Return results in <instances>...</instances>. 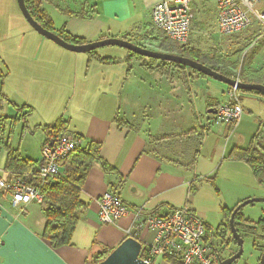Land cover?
<instances>
[{
  "label": "crops",
  "instance_id": "obj_1",
  "mask_svg": "<svg viewBox=\"0 0 264 264\" xmlns=\"http://www.w3.org/2000/svg\"><path fill=\"white\" fill-rule=\"evenodd\" d=\"M6 1V8L13 10V19L19 22L20 17H23L19 9L18 11L16 9L18 7L16 0ZM135 1L138 4L136 14L131 13L128 0H103L100 5L97 0L89 1L90 4L95 3L98 13L92 19L64 16L60 12V7L57 9L56 6L60 16L59 21L64 20V24L61 28L53 27V32L57 34L64 30L65 33L83 39L86 43L108 38L125 39L148 50L157 51L156 46H158V52H166L162 44L160 48L158 39L154 35L156 31L151 28L150 23L152 6L162 0ZM74 6V9H77L79 5L77 3ZM191 7L192 23L195 28L199 27V30L194 31L196 35L187 44L190 48L198 50L201 56L207 57L201 52L197 41L200 37L204 38L201 31L204 30L203 34L207 35L206 30L211 24L212 14L215 16L217 26L216 2L215 0L211 2L192 0ZM137 25L139 27H136ZM5 30L4 25L0 24V39L6 42L1 47L9 49L7 53H4L8 55L5 59L0 49V103L5 102L10 108V113L4 116L5 109L0 105V118L3 120L13 118L16 122L20 121L22 123H18L20 135L25 138L29 136V139L35 136L37 128L49 127L61 118L65 123L66 132L73 133L80 140L81 146L98 144L101 160L114 170L113 173H105L102 164L96 162L88 171L81 188V197L87 203L85 216L76 225L72 245L56 250L43 239L46 223L43 205L33 201L23 207H14L10 197L0 192V213H5L11 218L13 227L18 224L34 235L37 240L42 241L57 257L60 264H94L95 255L111 252L129 235L138 237V241L143 245L153 240L154 231L138 234L135 225L139 221L131 214L115 225L98 223L95 201L107 192H115L128 209H138L144 214L161 216L175 209L187 207L204 222L205 241L211 242L218 250L221 249L219 239L214 236L215 233L211 236L210 214L208 209H204L200 204L203 201L199 195L200 190H191V187L203 181L211 182L208 187L211 195L207 199L211 207L218 204L222 214L216 229L224 223L225 211L235 209L239 203L256 197V192L257 196L264 197V191L259 194L260 189L256 187H260L264 181L258 184L250 168L243 163L233 164L243 168L241 172L248 176L247 191L242 188L232 189V192L228 190L226 195H222L218 185L216 173L226 164L223 161L228 160L230 152L235 148L245 150L249 146L232 144L230 142L232 137L225 146L218 145L219 142L216 143L218 146L208 153H203V148L200 146L198 135L202 133L205 137L213 121L211 116L214 115L208 114V110H214L226 101L225 92L228 87L225 85L216 87L217 93L222 94V100L216 99L213 91L209 92V96L203 94L202 101L207 107L206 115L209 117L200 120L201 116L198 109H195L191 88L199 83V78L204 77L198 76V73H193L194 71L189 68L169 67L166 72H160L156 68L159 61L138 59L137 55L124 49L110 51L107 54L95 50L96 55L101 58L118 61L116 64H103L90 59L87 54H70L69 51H64L53 43L43 45V41L39 39L40 36L30 33L24 36L26 38L24 48L28 47L29 43L31 46L42 44V49L36 53L35 50L23 53L20 51L22 47L12 50L14 42L11 38H5ZM33 54L37 56H32ZM63 60L68 64L67 70H64ZM134 63L138 66H132ZM134 67L141 68V73L133 74ZM262 71L256 74L250 71L252 75H248L246 79L264 85V71ZM62 79L68 82L71 80L73 89L67 86L72 92L67 98L70 104H67L65 113L55 116L56 110L46 106L51 105L55 96L47 102L49 99L46 92H48L47 88L51 89L59 83L62 85ZM251 95L259 97L255 94ZM243 100H241L243 112L239 127L236 126L237 129L235 130V127L232 131H229L227 127L221 128L218 131L219 137L227 133L228 139L232 133L233 135L238 131H241L239 135L245 133ZM133 111L137 112L140 118H136ZM37 113L42 114L43 122L30 123V116ZM152 121H155L153 123L157 131L155 135H151L147 129ZM256 122L259 125L261 121ZM193 132L194 136L190 141L179 143L169 138L185 137L184 134ZM43 134L34 143L32 155L23 157L19 150L11 146L5 138L4 129L0 126V141L3 143L0 144V159L4 161L3 168L0 169V177L4 181L9 182L15 177L5 171L10 152L22 160L33 161L37 169L41 147L52 139L46 132ZM151 143L153 144L149 146ZM148 146L156 150L159 158L145 152ZM259 149L264 151V147ZM169 158L173 160L170 161ZM193 160L195 164L190 167L189 163ZM60 170L61 173L64 172L62 167ZM222 175L231 176L228 170ZM30 182L32 185L37 184L32 179ZM204 192L207 191H203V194ZM0 243L3 242L0 241ZM3 246L7 247V244L3 243ZM229 250L232 251L233 248L229 247ZM158 262L169 264L164 260ZM0 264H3L2 259Z\"/></svg>",
  "mask_w": 264,
  "mask_h": 264
},
{
  "label": "built area",
  "instance_id": "obj_2",
  "mask_svg": "<svg viewBox=\"0 0 264 264\" xmlns=\"http://www.w3.org/2000/svg\"><path fill=\"white\" fill-rule=\"evenodd\" d=\"M217 28L223 35L238 33L252 27H260L254 35V43L264 38V0H215ZM192 0H162L150 11L151 28L178 45L187 43L193 20ZM235 84L241 82L240 74L231 77ZM241 92L236 86L228 87L226 101L215 109L213 123L232 131L242 116ZM80 140L66 132L44 144L36 171L37 184L31 185L27 176H20L9 182L0 177V192L10 197L14 207H23L35 201L42 204L40 189L61 176L60 164L76 149ZM97 221L100 225H115L129 214L137 221L138 234L154 231L150 243L142 244L140 259L145 264H156L157 260L169 264H220L219 250L205 241L206 227L200 217L187 207L175 209L165 215L144 214L141 210H130L115 192H107L98 199ZM131 236V235H129ZM133 236V235H132ZM138 240V237L133 236Z\"/></svg>",
  "mask_w": 264,
  "mask_h": 264
},
{
  "label": "rangeland",
  "instance_id": "obj_3",
  "mask_svg": "<svg viewBox=\"0 0 264 264\" xmlns=\"http://www.w3.org/2000/svg\"><path fill=\"white\" fill-rule=\"evenodd\" d=\"M51 1H52V4L56 2L57 9L60 7L61 10L65 8H69V10H73L75 7L74 5L82 0H51ZM97 1L99 2V5H100L103 0H97ZM128 1L130 2L131 13L136 14V9L138 8V4L136 3L135 0H128ZM209 1L211 2V0ZM6 2H7L6 0H0V24L4 25V28L6 29L4 31L5 38L6 39L11 38L14 42V47L13 48L11 47L12 50L20 49V47H22L20 51H22L23 53L24 51L33 52L34 50H35V53L38 52L40 49H42V44L41 45L35 44L34 46H31L28 43V47L24 48V45L26 46V40H24L26 38H24V36H26V34L28 35L29 33L32 35H38V34L33 29H31V27L26 22H24L25 20H23V18L20 17L19 22L18 21L16 22L12 17L13 10H9V7L8 9L6 8L5 6ZM49 4L50 3L45 4L44 8L46 9V11L48 12L49 16L51 17L53 21V25H54L53 27L55 29L61 28V26L64 24V20H61V22L59 21L60 16L58 15V10H56V6L52 5L50 7ZM16 9L18 11V7ZM18 15L20 16L19 13ZM62 17L64 18V16ZM210 23H211L210 26L206 30L208 31L207 35L203 34L204 30L201 31L204 38L200 37L198 38V41H197L198 46L201 49V52L205 56H207L206 59H204L206 62L202 61L205 64V66L209 67L208 65H213L215 67H222V72H228L230 73L231 76L237 73H239L240 75L242 73H247L250 76L252 75L250 71H253V72L260 71V69L264 66V38H262L256 43H254L255 39L253 38L255 34L258 35L261 32L260 27L255 26V27H252L250 29H247V30H244L238 33H234L230 35H223L218 31V28L215 24L214 14H212ZM136 27H139V26L137 25ZM196 30H199V27L195 28V25H193L192 23L190 36H189L187 43L190 41V39H192L193 36L196 35V33L194 32ZM154 35L158 39L159 46L164 43V40L166 41L163 35L160 34L159 32L154 33ZM39 39L43 41L42 42L44 43L43 45H50L51 43H53L41 36ZM27 42H28V39H27ZM5 43L6 42L4 41L2 42V40L0 39V49L3 52L2 54L7 53L9 51V49H7L6 47L4 46H2L4 48L1 47V45H4ZM156 48L158 51L159 50L158 46H156ZM97 50H99L103 54H107L110 51H123L122 49L117 48V47H104V48H100ZM65 53H68V52H65ZM71 53L73 52H70V54ZM6 56L8 57L7 54L6 55L4 54L3 58L5 59ZM32 56H35V54H33ZM62 63L64 65V70H67L66 66L68 64L64 60L62 61ZM132 66H138V64L134 63L132 64ZM132 71H133V74H138V73H141V68L134 67ZM199 80H200L199 83L194 84L192 87L193 89L191 88V90L195 96V97L193 96L195 109L196 110L198 109L199 114L201 116L199 118L200 120H202V118L204 117H209V115H206L207 107L204 106V102L202 101L203 94H205L206 96L207 95L209 96V92L213 91L216 99L222 100L223 97H222V94L217 93L216 91V87L222 86L221 83L216 82L208 77L199 78ZM59 84H58L59 86L56 85L51 89L47 88V91L52 93L51 95L50 93L46 92L47 97L49 99L47 100V102H49L50 99L55 96V99L51 101V105H46L49 107L51 106L52 108L56 110L55 116H59L61 113L62 114L65 113L67 104H70V102L68 103L67 98L72 92L71 89H69V87L72 88L71 80L70 82H68L67 80L62 79V85L61 83ZM240 95H241V100L244 99L243 106H244V117H245V120H244L245 133H243L242 135H239L241 131H238V133L236 132L235 135H233L232 133L229 135L228 139L226 137L227 133L226 135H223V137H219L218 131L221 128H226V127L222 125H215L213 121L211 120L212 123H211V126L209 127V131L205 133V137L203 141H201L203 143H201L200 145L201 148H203V153L210 152L215 146L217 147L219 144L225 146L227 142L229 141L230 137H232L230 141L232 144L233 143L238 144V145L240 144L246 147L255 145L256 148L264 147V125H263L264 124V98L260 96L257 97V96H254L248 93H241ZM84 103H85V100H84ZM0 105H2L3 109H5L4 116H7L10 113L9 106H7L5 102L0 103ZM248 111L250 112L248 113ZM134 112L135 111H133V113ZM135 115H136V118H140L137 112H135ZM153 115L156 116L155 114ZM41 116L42 114L39 115V113L33 114L32 116H30L29 122L30 123L34 122L35 124H38L39 122H43L41 119L42 118ZM156 117L158 118L159 116H156ZM0 119H1L0 126L3 127L5 138L8 139L11 146L17 148L19 150V153L23 157H27L29 155L31 156L32 152L34 151V147H35L34 143L39 139V137L44 135L43 129L37 128L35 130L37 131L35 136L29 139L28 138L29 136L25 138L20 135V124H22L20 121L16 122L15 119L13 118L12 119L8 118L7 120H3L2 118ZM60 119L61 118L57 119L54 123L58 122ZM152 119H154V117ZM257 120L261 121L259 125L256 122ZM19 122L20 124H18ZM153 123H155V121H152L151 125L147 127L151 135H155L157 133V131L153 127ZM239 125L240 123H238L237 127H239ZM237 127L235 128V130L237 129ZM240 129H241V126H240ZM216 143H218V145H216ZM158 150L162 153L160 149ZM3 162L4 161L0 159V169L3 168ZM223 162L226 164L222 166L221 168H219L218 172L216 173V176L218 177V185L221 188L220 189L221 194L226 195L228 190L232 192V189L239 190L242 188L244 189V191H247V187L249 186L248 176H245L241 172L243 171V168H238V166H235V164H233V163H240V162L233 161V160H224ZM243 165L248 167L244 163ZM226 170H228V172L230 173L231 175L230 177H228L227 175L226 176L222 175L224 171ZM263 181H264V178H263ZM208 187H210V183L207 181H203L202 183H198L197 185H195L194 189H196L197 191L200 190L199 195L200 197L203 198V201H201L200 204L204 209H208V213L210 214V219H211L210 233H211V236H213V234L216 231L217 223L220 222L222 219V214H221L220 208L218 207V204L217 206L215 204L214 207H211V204L209 200L207 199V197L209 198V196L211 195L209 193V191L211 190ZM256 187L260 189L259 194H262L261 191H264V182L263 184H261L260 187L258 186ZM203 191H207V192H204L203 194ZM255 194H256L255 195L256 197H251L250 199L264 198L262 196H257V192ZM192 196L194 197V195ZM241 212L244 218L257 221L260 217L262 216L264 217V203L259 202V203L249 204L245 206L244 208H242ZM253 240L254 239L249 236L243 239V253H242L241 258L235 264H257L256 260L258 258L259 253L253 249ZM158 261L159 260L156 261V264H159Z\"/></svg>",
  "mask_w": 264,
  "mask_h": 264
},
{
  "label": "trees",
  "instance_id": "obj_4",
  "mask_svg": "<svg viewBox=\"0 0 264 264\" xmlns=\"http://www.w3.org/2000/svg\"><path fill=\"white\" fill-rule=\"evenodd\" d=\"M89 1L92 0H82L78 2L79 6L77 9L69 10V8H65L63 10H60V12L62 13V15L67 17L92 19L98 13L95 3L93 4L92 2L90 4ZM24 3L33 20L44 29L53 32V21L44 6L48 3H50L49 6H57L56 2L52 4L51 0H24ZM57 35H59L65 42L70 44L81 45L86 43L83 39H79L65 33L64 30L59 31ZM162 47L164 48V51L168 53L187 57L202 64H204L202 61H205L204 59H206V57L201 56V53L198 50L190 48L189 44L187 43L184 45H178L168 40H164ZM87 55L90 59L97 60L103 64L118 63L116 59L101 58L100 56L96 55L95 51L89 52L87 53ZM136 57L144 61L146 59L138 55ZM208 66L214 71L226 77L231 78L234 76H231L228 72H222V67H215L213 65ZM169 67L187 69L186 67L167 62H159V64L156 66V68H158L157 70L160 72H166ZM263 67L260 70L264 71ZM258 72L260 71H256L254 73L256 74ZM193 73H195V71ZM197 75L200 77H204L200 73H198ZM247 77V73H242L240 75L241 82L256 84L259 83L254 80L246 79ZM251 94H255L264 98L263 95L257 93L251 92ZM215 109L216 107L214 108V110ZM212 117L213 116H211V118ZM206 130H208V127H206ZM43 131L46 132L48 136L51 135V140H55L59 136H62L66 133L65 123L62 119H60L55 124L49 127H44ZM184 136L185 137L180 136V138H169L179 143L186 140L190 141V139H193L192 136H194V132L191 134H184ZM203 137L204 135L202 133L198 135L199 143L203 140ZM51 140H48L46 143L50 142ZM0 144L3 143L0 141ZM152 144L153 143L149 144V146ZM145 152L149 155H153L159 158L157 156L158 153L156 152V150L150 147L147 148ZM227 159L246 164L252 171V174L257 183H262V180L264 178V151L256 148L255 145H251L245 150L235 148L230 152ZM169 160L172 161L173 159L169 158ZM194 161L195 160L189 163L190 167L194 166ZM96 162H100L102 164L105 173L114 172L113 168L109 167L101 160L100 146L98 144H88L84 146L79 145L60 164V167H62L64 170V172L61 173V176L51 180L48 185L40 189V194L43 200L41 205H43V214L46 221L43 239L54 250L72 245L76 225L84 218L87 208V203H85L81 197V188L86 179L88 171ZM5 171L10 175L15 176L14 178L27 176L29 183H31V179L38 182L36 176V164L30 160H22L17 155L11 152L8 154ZM191 190H194V187H191ZM233 210L234 209L224 212V223L220 224L216 229L215 237L221 240L222 245L220 247L222 250L232 247L234 250L232 251L233 253H235L237 250L236 243L230 238L228 227V221ZM234 226L237 233L243 239L248 236L254 239L253 249L259 253L258 259L256 261L257 264H259L260 256L264 252V219H258L257 221L250 220L248 218H244L242 212L240 211L234 217ZM108 254L109 252H104L103 254L95 255L94 264H97L99 261L103 260Z\"/></svg>",
  "mask_w": 264,
  "mask_h": 264
},
{
  "label": "water",
  "instance_id": "obj_5",
  "mask_svg": "<svg viewBox=\"0 0 264 264\" xmlns=\"http://www.w3.org/2000/svg\"><path fill=\"white\" fill-rule=\"evenodd\" d=\"M16 2L21 16L23 17L25 22L31 27V29H33L41 37L53 42L54 44L66 51L77 54H87L89 52L104 47H117L129 51L142 58L156 60L159 62L172 63L175 65L189 68L192 71L202 74L204 77L211 78L212 80L225 85L226 87L236 86L240 92H252L264 96V85L262 84L244 82L235 84V81L230 77L221 75L210 67H207L204 64L194 61L190 58L166 52L148 50L125 39L108 38L81 45L67 43L59 35L44 29L37 22H35L30 16L28 10L26 9L24 0H16ZM208 114L214 115L215 110H208ZM53 143L54 140H51L50 145H53ZM259 202L264 203V198H252L245 200L239 203L232 211L228 221V227L230 238L236 243L237 250L228 258H220V264H235L241 258L243 253V238L236 231V228L234 226V217L245 206ZM221 245L222 244H220V246ZM141 248L142 243L140 241H138L132 235L128 236L115 249L109 252V254L103 260L99 261L97 264H145L140 259ZM259 264H264V252L260 256Z\"/></svg>",
  "mask_w": 264,
  "mask_h": 264
},
{
  "label": "snow or ice",
  "instance_id": "obj_6",
  "mask_svg": "<svg viewBox=\"0 0 264 264\" xmlns=\"http://www.w3.org/2000/svg\"><path fill=\"white\" fill-rule=\"evenodd\" d=\"M0 259L3 264H60L49 248L11 218L0 213Z\"/></svg>",
  "mask_w": 264,
  "mask_h": 264
},
{
  "label": "flooded vegetation",
  "instance_id": "obj_7",
  "mask_svg": "<svg viewBox=\"0 0 264 264\" xmlns=\"http://www.w3.org/2000/svg\"><path fill=\"white\" fill-rule=\"evenodd\" d=\"M219 243L222 244L221 240L219 239ZM221 248V247H220ZM223 248V247H222ZM231 254H233L232 251L229 250V248H225V249H219V255L220 258H228Z\"/></svg>",
  "mask_w": 264,
  "mask_h": 264
}]
</instances>
